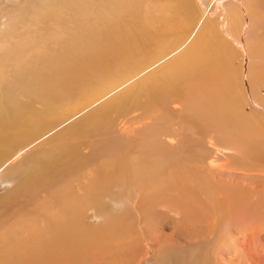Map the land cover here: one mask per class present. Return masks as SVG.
Here are the masks:
<instances>
[{"label":"rangeland","instance_id":"1","mask_svg":"<svg viewBox=\"0 0 264 264\" xmlns=\"http://www.w3.org/2000/svg\"><path fill=\"white\" fill-rule=\"evenodd\" d=\"M142 17L175 25L119 64L67 57ZM262 50L264 0H0V264H264L262 140L210 113L240 93L262 133ZM50 74L73 78L31 92Z\"/></svg>","mask_w":264,"mask_h":264},{"label":"bare ground","instance_id":"2","mask_svg":"<svg viewBox=\"0 0 264 264\" xmlns=\"http://www.w3.org/2000/svg\"><path fill=\"white\" fill-rule=\"evenodd\" d=\"M184 4H185V2H184ZM185 6H186V4H185ZM183 8L184 7L182 5L181 13L183 11L182 10ZM196 8H198V7H196ZM112 9H115V12L118 14V12H119L118 8L112 7ZM194 10L196 11L197 9H194ZM111 13L114 16H116L113 11ZM229 15H228V17H229ZM182 17L186 18L185 16H182ZM197 17H199V16H197ZM205 20L207 21V17ZM231 22H233V21H231ZM174 25H175L174 20L171 22V24L165 25L164 23H157V22L154 23L148 17H142V18H139L138 20H136L135 23L131 24L128 22V24H125V26H123V28H125L126 34L121 35L120 34V26L116 22L110 21L104 26V28L102 30L97 31V32H94V31L91 32V34L89 35V37H90L89 40L83 39L81 37H76L74 42L69 45L67 57H69L70 59H72L74 61L89 63V64H93V66L102 67V68L106 67L110 61H115L119 64L121 62H125V61L130 59V56L134 53L133 49L137 48L139 45H141L145 41L152 43L154 41V38L160 32H163V31L167 32L168 30H170V27L174 26ZM221 25H222L221 27L223 28V32H226V31L229 32V30L227 29L226 21H222ZM204 30H205V27L203 28V30L201 29V31H203V32H204ZM221 33H219L220 34L219 39L224 38ZM201 37H203V35ZM204 37H207V36L204 34ZM196 42L197 41H195L194 43H196ZM260 50H261V48H260ZM161 54L162 53L157 52V56H159ZM136 55L138 56V54H136ZM260 56L264 57V51L263 50L261 52V55H259V57ZM180 62H182V61L179 60L176 63L179 64ZM180 65H183V63ZM183 73L184 72L182 69L178 70L179 75H181ZM51 75L52 74H50V78L46 79V81L44 83L37 84L34 87H32L31 92L45 93L51 89H56V88L64 90V89H67L69 87L68 86L69 81L66 78H68V79L73 78V75H66L65 76L66 78L56 79V78L52 77ZM89 75H90V70L84 71L83 76H89ZM174 76H176V75H174ZM248 77H249V81H250L249 83L251 84L253 90H255L257 88V86H256L257 80L260 78L258 68L257 67L256 68H250L249 73H248ZM174 79H175V77H174ZM206 80L208 81V83L210 82L212 85V86L208 87L209 91H213L214 88L224 87V86L221 87V85L217 84L215 81L211 82V80H209V78H206ZM70 89L71 88H69L68 90H70ZM231 95H232V97L229 98L230 99L229 101L226 100V101L222 102V100H218L219 101L218 108L216 109V107H215L210 113L214 114L217 111L221 112V110H226L228 112V114H230L233 117V122L237 126L238 132L240 134L249 133L251 136V139L262 140V147H263L264 146V114H262V133H261L259 128H257L256 126H254L250 123L249 115L245 114L244 112H242V113L239 112L241 109L243 110V108H241V105L239 102V100L242 98L241 94L240 93L237 94L235 92V94L232 93ZM155 96H156V93L152 92V97L154 98ZM2 106H3V97L0 96V120H1V116H2V112H1ZM194 109L196 110V112H199L200 115H206L208 113L207 109L200 108L198 100L196 101ZM256 124H258V123H256ZM233 127H234V125H233ZM0 136H4V133L1 132V130H0ZM228 141H229V144L231 142V144H233V146L237 145L235 138L228 139ZM237 147H240V150L241 149L246 150L245 146L243 145L242 142H240ZM249 148H251V147H247V149H249ZM247 151L254 153V151L252 149H249ZM47 258H49L48 255H43L39 261V264H43V263L55 264V263H57L55 261L58 260V262H59V260H60V258L57 256H51L52 260H48V262H45V259H47ZM179 258H180L179 264H193L194 263V258L192 256V252L185 254V255H181V256H179ZM60 262H59V264H60Z\"/></svg>","mask_w":264,"mask_h":264}]
</instances>
